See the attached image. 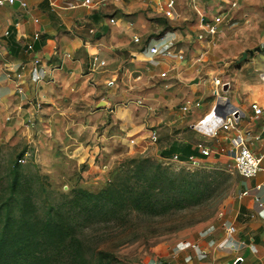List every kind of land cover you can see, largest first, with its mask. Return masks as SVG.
Listing matches in <instances>:
<instances>
[{"label":"crops","instance_id":"1","mask_svg":"<svg viewBox=\"0 0 264 264\" xmlns=\"http://www.w3.org/2000/svg\"><path fill=\"white\" fill-rule=\"evenodd\" d=\"M24 1L25 8L18 5V0L0 6V99H5L0 102L3 106L12 103L21 110L20 114L29 116L34 112L38 95L46 100L105 99V106H114L112 114L124 117L127 127L132 119L123 113L122 108L129 104L124 101L141 98L149 104L148 112L155 115H147L144 123L130 128V131H139L133 141L141 142L146 133L149 137L154 132L156 138L151 144L156 154L162 158L181 151L183 160L193 155L192 149L198 159L224 157L226 152L231 157L228 137L232 130L224 131L215 124L205 133L201 125L213 110L216 96H223L239 112L237 128L246 146L260 155V169L254 176L239 180L234 201L217 221L204 233L194 235V239L187 242L181 239L172 251L159 256L161 259L144 264H264V83L259 77L264 72V51L256 52L252 59L241 64L226 61L218 67L202 61L203 52L195 55L186 45L192 39L189 30L202 31L198 26L200 20L218 10L222 19L216 24V31L235 27L242 38L231 51L241 52L264 41V16L256 14L264 10V0H237L236 6L227 10H223L224 0H217L214 8L210 6L212 9L203 4L205 0L195 1L190 6L200 15L191 25L187 16L180 18L181 0H176L179 11L176 19L183 21L180 23L183 26H171L139 44L132 43L136 41L129 36L139 38L150 28L146 16L161 17L142 1L92 0L90 7L79 5L81 0ZM190 6L186 8L190 10ZM234 13L237 18L229 22ZM109 17L113 22H109ZM102 25L106 29L102 30ZM136 28L139 33L132 31ZM159 38L170 41V46L161 54H148L146 42L154 43ZM178 40L185 43L186 50L181 44L176 45ZM192 40L197 46H203L205 41L196 36ZM34 59L38 61L33 63ZM14 72L18 76H13ZM214 77L226 84V89L218 95L212 94ZM252 101L260 107V113H253L249 106ZM195 102L198 104L194 105ZM143 125L147 132L142 130ZM151 125L155 127L150 129ZM196 143L208 147L210 155H199ZM257 183L260 187L254 188ZM243 189L247 193L239 195ZM227 225L233 227L232 232L225 231ZM190 242L196 246L192 248Z\"/></svg>","mask_w":264,"mask_h":264},{"label":"rangeland","instance_id":"2","mask_svg":"<svg viewBox=\"0 0 264 264\" xmlns=\"http://www.w3.org/2000/svg\"><path fill=\"white\" fill-rule=\"evenodd\" d=\"M215 2L217 0H205L203 4L210 9ZM188 6L189 0H181L180 18L187 16L191 25L200 13L191 6L188 10ZM256 14L262 17L264 10ZM146 18L150 20V28L138 42L132 43H142L183 22L155 15ZM230 18L229 22L237 17L234 13ZM132 31L139 33L137 28ZM235 31V27L223 32L217 29L212 37L204 38L203 46H197L192 39L198 30H189L192 39L186 45L195 55L203 52L202 61L218 67L226 61L241 64L252 59L256 52L264 51V41L258 42L253 46L259 45L260 50L246 53V57L239 60L241 52L231 51L240 44L241 37ZM178 44L186 50L184 42L178 40ZM38 96L34 112L29 116L20 114L21 110L12 103L7 107L0 102V216L6 198L18 195L14 190L15 179L27 186L26 191L42 212L43 204L53 203L60 193L70 194L76 187L97 192L115 180L122 194L127 196L130 186L142 184L150 177L147 169L170 176V181L153 182V196L162 201L156 209L132 207L128 200L118 207L103 198L92 210L70 211L75 218L72 223L77 264H144L159 260V256L172 251L181 239L187 242L194 239V235L204 233L234 201L243 177L233 167L227 152L224 157L209 156L199 159L197 164H187L162 159L155 153L147 133L141 142L133 141L139 131H130V128L141 125L146 116L152 114L148 112L149 104L141 98L124 101L129 104L122 108L123 113L132 119L126 127L124 117L113 115L114 106H105V99L46 100ZM142 127L147 132L146 127ZM154 127L151 125L150 129ZM130 158L137 161L127 162ZM16 189L19 188L16 186Z\"/></svg>","mask_w":264,"mask_h":264},{"label":"trees","instance_id":"3","mask_svg":"<svg viewBox=\"0 0 264 264\" xmlns=\"http://www.w3.org/2000/svg\"><path fill=\"white\" fill-rule=\"evenodd\" d=\"M192 150L195 154L196 151ZM178 154L182 159L181 151ZM135 161L137 159L130 158L127 162ZM147 171L150 177L145 178L142 184L130 186L127 196L122 194L119 183L113 180L97 192L76 187L70 194L60 193L53 203L43 204L42 212L38 211L29 191H26L27 186L15 179L14 190L18 195L6 198L0 216V264H77L78 260L74 258L75 225L72 223L75 218L69 212L92 210L103 198L118 207L128 200L132 207L156 209L162 201L153 196V182L158 179L170 181V176L165 172Z\"/></svg>","mask_w":264,"mask_h":264},{"label":"built area","instance_id":"4","mask_svg":"<svg viewBox=\"0 0 264 264\" xmlns=\"http://www.w3.org/2000/svg\"><path fill=\"white\" fill-rule=\"evenodd\" d=\"M14 0H0V6L1 5H10L12 4ZM144 2L147 6H150L155 12H157L161 17L171 20L176 19L179 17V11L176 7V0H138ZM197 0H189V4H193ZM225 7L223 10H227L228 8H232L236 6L237 0H224ZM92 0H81L78 2L79 5H83L85 7H90L92 5ZM53 5V3H51ZM18 5L22 8L26 7V3L24 0H18ZM217 4L216 6H218ZM70 6H75L74 4H71ZM220 8V5H219ZM221 10H218V12L214 13L211 17L203 20H200L199 27L202 31H198L195 36L197 38H205L206 34L209 36H213L216 33V24L219 23L222 19ZM35 20V18H34ZM109 22H113V18L109 17ZM6 33V31H4ZM89 32H93L92 29H89ZM36 35V32H34V36ZM132 39L134 41H138V36L133 35ZM170 46V41H164L161 38H159V41H155L154 43H147L145 44L146 52L150 55L152 54H161L166 51V48ZM38 60L34 59L33 63H36ZM101 63V61H100ZM10 66V65H9ZM18 76V72H14L13 76ZM160 75H164V72L161 71ZM38 75L35 74L34 78H37ZM260 79L264 83V72L260 74ZM212 94L218 95L219 92L222 90V82L219 81L218 78L214 77L212 78ZM198 103L195 102L194 105H197ZM250 108L252 109L254 114L260 113V107L254 102H250L249 104ZM208 119L202 121L201 125L203 128V131L205 133H209L212 126L217 124V127L227 131L232 130L231 135L228 137V142L230 144L229 151H231V159L233 162V167L237 171L239 175L245 178L252 177L256 174V172L260 169L259 161H260V155L254 154L245 144L242 133L237 128V122L239 119V112L236 108H232L228 112H225L223 115L219 113H215L213 110L207 114ZM203 120V119H202ZM214 133V131H211ZM149 138L151 141H154L156 136L154 132L150 133ZM195 148L197 149V152L199 155L202 156H208L210 155V151L208 147L201 143H196ZM164 160L169 161H178V162H185L187 164H197L199 162V159L196 158V154L188 155L185 159L181 160L179 158L178 153H172L168 157H162ZM264 170V168H263ZM260 184L257 183L254 185V188H259ZM246 189H243L239 192V195L246 194ZM225 231L230 233L233 231V227L231 225H227L225 228ZM190 246L193 248L196 246V244H190Z\"/></svg>","mask_w":264,"mask_h":264},{"label":"water","instance_id":"5","mask_svg":"<svg viewBox=\"0 0 264 264\" xmlns=\"http://www.w3.org/2000/svg\"><path fill=\"white\" fill-rule=\"evenodd\" d=\"M106 29V25H102V30ZM100 31H97L96 36H99ZM260 46L256 45L253 48H247L246 50L241 51L239 60L244 59L246 57V53L252 54L254 50H259ZM222 90L226 89V84H222ZM233 108V105L229 102V100L226 97L223 96H216L215 104L213 107V111L215 113H219L223 115L225 112H228Z\"/></svg>","mask_w":264,"mask_h":264},{"label":"bare ground","instance_id":"6","mask_svg":"<svg viewBox=\"0 0 264 264\" xmlns=\"http://www.w3.org/2000/svg\"><path fill=\"white\" fill-rule=\"evenodd\" d=\"M204 123V122H203Z\"/></svg>","mask_w":264,"mask_h":264}]
</instances>
